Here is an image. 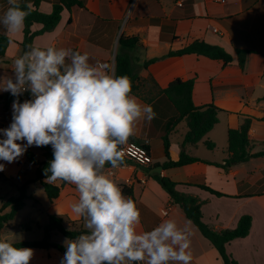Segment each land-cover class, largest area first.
I'll use <instances>...</instances> for the list:
<instances>
[{"label": "crops", "instance_id": "obj_1", "mask_svg": "<svg viewBox=\"0 0 264 264\" xmlns=\"http://www.w3.org/2000/svg\"><path fill=\"white\" fill-rule=\"evenodd\" d=\"M81 1L84 7L72 12L64 9L56 28L36 36L33 45L42 49L55 47L87 53L90 64L107 62L108 71L113 75L116 55L126 53L132 60L142 89L143 80L148 77H152L161 89L176 79H193L194 105L213 104L220 109L218 123L199 143L185 149L188 155L201 161L162 169L157 166L167 160L163 138L167 136L169 139L170 159L177 161L187 124L180 121L170 127L169 120L176 116V112L164 95L155 96L150 103L133 95L142 104L151 105L156 113L151 121H137L134 135L129 137L133 142H148L152 163L140 165L123 160L121 166L112 168L106 164L102 171L121 188L124 196L134 200L140 210L138 232L150 231L163 220L172 219L188 234L192 254L190 264H223L219 252L194 230L193 223L152 178L160 174L175 182L179 192L197 197L202 202L203 221L215 231L233 229L241 216L251 215L249 235L228 243L226 251L237 264H264V156L250 158L229 170L210 164L224 161L227 132L238 128L245 118L251 120L248 133L250 152L264 151V120L261 119L264 116V0ZM8 7V0H0V17ZM38 9L49 14L52 3L42 0ZM23 28L19 32H7L12 41L5 58L0 61V80L14 79V60L23 54L20 45ZM41 28L42 25L34 24L31 31ZM3 29L0 24V30ZM121 35L138 36L140 45L120 49ZM194 41L223 48L232 56V62L224 64L196 54L163 57L169 51L180 50ZM237 50H249L244 68L239 66ZM154 58L158 59L147 68L143 67L144 62ZM21 96L32 99L30 92ZM12 104L5 107L0 100V106L6 110H12ZM8 127L1 124L0 129ZM206 141L213 144V149L206 147ZM202 183L228 196L217 197L197 186ZM59 187L62 188L60 193L67 189L65 200L60 202V195L49 200V212H54L58 206V212L63 216L82 223L83 220L71 211L72 203L78 199L75 186L62 182ZM130 191L132 195H129ZM166 209L167 214L164 213ZM139 263L146 264V261Z\"/></svg>", "mask_w": 264, "mask_h": 264}, {"label": "clouds", "instance_id": "obj_2", "mask_svg": "<svg viewBox=\"0 0 264 264\" xmlns=\"http://www.w3.org/2000/svg\"><path fill=\"white\" fill-rule=\"evenodd\" d=\"M8 3L0 24L19 32L29 13L18 0ZM89 59L71 49L30 47L14 60V79L0 80V91L14 97L30 92L32 99L13 101L12 122L0 129V160L13 163L29 147L51 145L46 182L75 186L71 211L86 233L65 241L60 264H190L187 232L172 219L138 232L141 213L134 200L103 174L106 164H123L119 146L134 135L137 121H151L156 113L131 95L127 76ZM4 168L0 163V172ZM32 256V249L0 239V264H29Z\"/></svg>", "mask_w": 264, "mask_h": 264}, {"label": "trees", "instance_id": "obj_3", "mask_svg": "<svg viewBox=\"0 0 264 264\" xmlns=\"http://www.w3.org/2000/svg\"><path fill=\"white\" fill-rule=\"evenodd\" d=\"M42 0H18V3L22 10L27 11V15L23 28V41L20 43L22 52L29 50L33 45V40L36 36L44 34L46 32L53 31L58 25L61 19V13L64 9L69 12L84 7L81 0H47L52 3V11L49 14L39 11L38 6ZM32 4V6H31ZM34 24L42 25V28L38 31H31V26ZM12 39L7 35L6 29L0 30V61L5 58L7 48ZM140 45V39L138 36H124L119 37V47L122 50L132 49ZM249 53V50H237L238 62L241 68H244L245 57ZM187 54L202 55L213 60L222 61L224 64L232 62V56L227 53L223 48L219 46L210 45L202 41H194L188 46L176 50L169 51L163 57L169 56H181ZM158 58L151 59L144 62L143 67L147 68L150 63H153ZM108 68V63L105 64ZM115 76H127L131 81L132 92L131 95H135L143 101L150 103L155 96L164 95L175 109L176 116L169 120L170 127L176 125L180 121H185L188 127L184 140L181 144L180 157L177 161H172L169 157V139L167 136L163 138L164 154L167 158L166 162L157 167L162 169L179 168L190 163L201 161L197 157H192L186 153V147L188 145H196L199 143L207 133L218 123L219 108L213 104L206 106H195L192 100V92L194 87V80L190 79L183 81L176 79L172 81L167 88L161 89L157 86L155 80L152 77L144 79L145 82L143 89L140 87L139 77L135 72L132 65V60L126 53L119 52L115 58ZM148 87V91L145 89ZM19 99L22 103L25 100H29L27 97H14L10 92H0V100L5 107H9L14 100ZM264 99V97H263ZM264 120V116L261 118ZM251 120L245 118L242 124L236 129H229L227 132L228 146L226 149L227 157L222 163H210L216 167L224 170H229L232 166L247 162L250 158L264 156V151L256 154L250 152V140H249V128ZM2 138V137H0ZM129 141H134L129 138ZM205 145L209 149H213V144L206 141ZM45 160L39 162L32 152H26L28 161L36 166V177L34 180H30L18 187L19 194L12 196L6 200L1 199L0 209V235L5 225L13 220L16 214L23 209L25 201L33 199L27 194L28 184L33 181H39L42 185L47 198L50 201L57 199L61 192V187L54 183H47L44 170L49 166V162L53 159V150L48 146H43ZM207 163V162H206ZM161 187L169 194L171 202L177 205L185 214L186 218L193 223V225L199 230L201 235L207 239L211 245L219 252L222 258L223 264H237L226 251L228 243L235 239L245 238L249 235L252 216L245 214L240 217L238 224L233 229H223L215 231L209 225L203 221V215L201 212L202 202L197 198L189 194L181 193L176 189V183L169 178L156 174L152 176ZM201 189L217 196H228L206 184H197ZM132 195V192H129ZM9 208V211L2 214V211ZM76 221L66 220L63 216H57L55 214L49 215V223L45 227L44 238L40 241H16L14 246L22 248H30L32 250H50L55 249L64 255L65 246L51 241L53 233H59L66 239H74L80 234H85L86 229H76L74 227ZM61 259L58 264H60ZM136 264H140L136 262Z\"/></svg>", "mask_w": 264, "mask_h": 264}, {"label": "rangeland", "instance_id": "obj_4", "mask_svg": "<svg viewBox=\"0 0 264 264\" xmlns=\"http://www.w3.org/2000/svg\"><path fill=\"white\" fill-rule=\"evenodd\" d=\"M12 122V110H6L0 106V126L1 124L10 125ZM19 143V142H18ZM26 152H32L38 161H44L43 147H29ZM26 152L13 163H7L0 160L5 165L4 171L0 172V198L6 200L9 197L19 194L18 187L27 181L34 180L36 177V166L31 164ZM62 181H57L56 185L61 186ZM62 190V188H61ZM67 189L60 193V202L65 200ZM27 194L33 199L25 201V206L20 210L15 218L9 221L1 231L0 239L7 240L11 243L16 241H40L44 238L45 227L49 223V215L55 214L63 216L59 213V207L54 212H49V199L39 181H33L28 184ZM0 199V209H1ZM9 211V208L2 211V214ZM64 217V221L68 218ZM69 220V219H68ZM71 221V220H70ZM194 230L200 232L191 225ZM74 227L76 229L84 228V221H76ZM85 229V228H84ZM68 240L59 233H53L52 242L65 245ZM63 255L57 250H33V256L29 264H58Z\"/></svg>", "mask_w": 264, "mask_h": 264}, {"label": "built area", "instance_id": "obj_5", "mask_svg": "<svg viewBox=\"0 0 264 264\" xmlns=\"http://www.w3.org/2000/svg\"><path fill=\"white\" fill-rule=\"evenodd\" d=\"M96 65H105V64L103 62H98ZM106 71H108L107 66H106ZM147 143H148L147 141L144 143L127 141L125 144L119 146L120 151L123 154V160L132 161L140 165L151 164L152 156L147 146ZM167 211L168 210L166 209L164 213L167 214Z\"/></svg>", "mask_w": 264, "mask_h": 264}]
</instances>
